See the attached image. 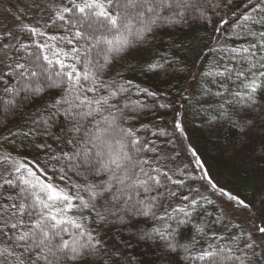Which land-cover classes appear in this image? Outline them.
I'll list each match as a JSON object with an SVG mask.
<instances>
[{"label": "snow or ice", "instance_id": "snow-or-ice-1", "mask_svg": "<svg viewBox=\"0 0 264 264\" xmlns=\"http://www.w3.org/2000/svg\"><path fill=\"white\" fill-rule=\"evenodd\" d=\"M32 7L41 6L33 0ZM43 11L48 19L42 27L40 21L18 26L27 41L13 43L11 30L0 33V110L21 114L42 103L27 126L0 138V264H138L126 254L131 244L125 234L158 244L181 264H264V185L252 200L242 199L221 188L189 148L193 172L201 173L189 179L201 185L189 187L193 195L180 192L186 170L161 164L179 154L159 155L155 142L140 135L146 126L135 123L148 105L131 95L156 99L157 93L106 75L117 56L147 48L159 29L181 27L189 18L212 24L218 17L209 52L223 53L233 66L222 64L221 56L192 79L199 76L207 94L209 78L218 83L217 115L209 122L228 120L234 101L253 108L264 91V0H44ZM221 37L243 43L226 47ZM174 63L153 58L142 71L159 73ZM181 99L191 102L184 93ZM58 117L64 135L55 136ZM181 117L177 112L172 135L186 139ZM230 122L245 137L254 123ZM52 138L62 147L52 150ZM17 139L33 143L37 155L23 159L2 147ZM246 144L242 140L237 150ZM201 188L246 213V225L223 207L215 216L208 212L215 202ZM176 199L181 203L174 206ZM190 222L191 238L181 240L179 229Z\"/></svg>", "mask_w": 264, "mask_h": 264}, {"label": "trees", "instance_id": "trees-1", "mask_svg": "<svg viewBox=\"0 0 264 264\" xmlns=\"http://www.w3.org/2000/svg\"><path fill=\"white\" fill-rule=\"evenodd\" d=\"M243 10L241 6L237 15ZM228 18H231V12L228 13ZM217 19L218 17L214 16L212 24H208L189 18L187 23L181 27L159 29L157 38L147 48H132L122 56H117L106 75L121 83L132 81L133 85L157 93L156 99L145 97L143 94L140 96L133 94L131 100H140L148 105L140 112L139 119L135 123L138 127L141 124L146 126L147 131L140 135L155 142L159 155L163 157L176 156L174 153L175 139L172 135L173 121L177 118V112H180L184 134L193 141L199 156L203 159L207 170L213 175L215 181L242 199L252 200L258 193L257 186L264 185V148L261 147L264 145V91L258 93L257 104L253 108L236 103L234 97L225 93L230 101H234L228 106L230 119H220L210 123L209 117L217 115L219 98L214 94L218 90V83H212L209 78L205 87L210 89L211 94H207L199 86L200 77L197 76L195 81L192 79L193 75L206 69L214 60H220L221 56H224V59L221 60L222 64L233 66V62L223 53L209 52V47L216 43L211 39V36L213 35V25ZM227 27L225 26L226 29ZM50 34L61 33L50 30ZM19 40L27 41V34L19 31ZM241 43L243 41L238 38L221 37V44L226 47H239ZM205 54H207L206 59L204 58ZM162 57L175 59L177 63L171 66L165 65V69L159 73L142 71L146 61ZM235 66L239 67V65ZM216 79L219 82L220 78ZM226 87L236 90L231 82H228ZM219 90L223 91V89ZM182 93L189 95L191 102L183 101ZM181 103L184 104L183 108L180 107ZM161 104L167 106L160 107ZM40 108H42V103L38 100L29 104L21 114H6L0 110V138L7 136L10 130L15 131L27 126L29 117ZM233 119L236 121L253 120L254 123L246 137L232 125L230 121ZM64 128L63 118L58 117L52 132L55 136L64 135ZM152 132H156L157 135L153 136ZM160 133L166 135H160ZM244 139L247 140V144L244 150L238 151L237 149ZM182 140L184 141V138ZM39 142H44V140L40 139ZM47 142L52 145L54 151L62 147L55 138L49 139ZM2 147L13 156L19 154L23 159H32L37 155L34 144L26 140L17 139L15 144L5 141ZM40 160L43 162L46 157L41 154ZM176 162L177 156L175 159L162 160L161 164L173 171L184 168L187 175L182 177L185 184L179 191L193 195L189 192V187L200 186L199 180L189 179V176L193 174L197 176L193 172L194 168L185 163L179 166ZM72 179L78 180L79 178L72 176ZM170 203L175 206L181 201L176 199ZM217 206L219 205L216 202L214 205H207V211L215 216L219 212ZM147 226H150V223ZM172 226L176 227L175 223ZM179 230L181 240L190 239L192 223L181 226ZM218 231L225 230L218 228ZM124 239L131 244V247L126 249V254L135 256L138 264H167L168 261H173V264H181L173 256L162 254L158 244L139 240L127 234L124 235Z\"/></svg>", "mask_w": 264, "mask_h": 264}, {"label": "rangeland", "instance_id": "rangeland-1", "mask_svg": "<svg viewBox=\"0 0 264 264\" xmlns=\"http://www.w3.org/2000/svg\"><path fill=\"white\" fill-rule=\"evenodd\" d=\"M35 3L40 4L41 7L39 9L32 7L33 0H0V33L11 30L13 32L12 42L15 43L16 40H19L18 26L21 23L36 25V22L40 21L39 26L42 27L44 22L47 21L48 19L47 14L43 11L44 0H35ZM16 16H19L20 20L15 19ZM0 46H2V44ZM0 59H3V57H0ZM184 136L186 135L184 134ZM182 138L184 137H181L179 134L174 136L175 139L174 153L179 154L177 156L176 164L179 166H181L184 163L189 164L195 169L196 165L193 161L191 152L188 151V149L191 148L197 154L198 152L194 146L193 141L190 140L188 136H186V139L184 138V141L182 140ZM199 158L204 163L203 159L200 156ZM205 170L210 174L211 178L215 181L213 175L207 170L206 166H205ZM195 173L197 174V176L201 175L199 171H195ZM218 185L221 188L227 190L224 186H221L220 184ZM260 186L261 185L257 186V188L260 189ZM201 191L204 193V195L209 196L210 199L215 201L219 205V207H223L227 209L229 212H234L235 216L237 217L238 223L246 225V214L244 212H240L238 210L233 209V207L229 204L226 198L213 195L210 191H204L203 188H201Z\"/></svg>", "mask_w": 264, "mask_h": 264}]
</instances>
